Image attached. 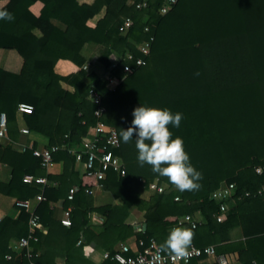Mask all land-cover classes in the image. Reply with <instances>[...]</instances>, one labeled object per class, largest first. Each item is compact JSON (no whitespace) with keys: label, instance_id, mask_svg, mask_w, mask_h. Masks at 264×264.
Instances as JSON below:
<instances>
[{"label":"trees","instance_id":"obj_1","mask_svg":"<svg viewBox=\"0 0 264 264\" xmlns=\"http://www.w3.org/2000/svg\"><path fill=\"white\" fill-rule=\"evenodd\" d=\"M128 1L0 0V10L15 17L11 22L0 20V49L16 51L23 61L19 74L0 70V116L5 117L7 138L17 139V108L27 104L33 111L23 115L25 125L44 136L47 147L78 146L97 122L96 106L87 99L95 88L106 109L101 121L118 133L120 146L112 152L125 166L123 177L111 170L103 180L80 176L74 156L65 149L53 154V161L63 164L62 173L51 175L31 151L19 153L5 147L0 163L11 168V178L0 183V194L15 199V204L14 214L0 220V264H28L24 251L17 254L12 246L29 232L30 215L19 204L38 194L42 200L35 214L45 231L34 233L37 242L32 244L30 260L37 264H58L59 260L114 264L103 253H112L117 243L135 238L160 245L177 227L194 233L195 247L214 246L217 255L239 264H264V196L257 195L264 180V0H178L164 16L158 10L165 0H131L130 5ZM36 2L42 4L37 17L30 11ZM103 7V18L89 26L88 21ZM126 19L132 25L122 34L119 28ZM143 42H149L145 57L137 51ZM87 44L103 46L105 52L84 69ZM127 53L142 58L144 65L136 67L134 61H127ZM110 54L121 59L110 70V76L119 80L112 91L102 81ZM59 60L70 61L80 70L60 76L54 71ZM125 64L132 73H123ZM60 83L73 92L62 89ZM142 105L183 114L179 128L168 127L173 138L183 139L191 164L203 174L199 191L180 192L166 177L153 173L150 165L141 167L135 135L123 142L122 129L131 126L134 109ZM258 168H262L260 175ZM25 176L44 177L53 185H28L23 183ZM154 179L171 189L145 199V185ZM226 184L236 185L234 202L226 203V219L217 222L219 207L210 196ZM95 186L121 205L96 207L94 197L86 193ZM70 188L76 191L68 201ZM58 201L65 210L71 209L69 227L55 218L51 204ZM132 207L143 213L140 232L125 223ZM94 212L105 218L99 234L89 228V214ZM196 213L202 216V224L177 226L180 217ZM235 230L241 232L242 240H232ZM97 251L101 260L96 259ZM208 259L203 256L188 264Z\"/></svg>","mask_w":264,"mask_h":264},{"label":"built area","instance_id":"obj_2","mask_svg":"<svg viewBox=\"0 0 264 264\" xmlns=\"http://www.w3.org/2000/svg\"><path fill=\"white\" fill-rule=\"evenodd\" d=\"M178 2V0H165L158 13L162 16L166 15ZM145 4L142 3L137 5V8H141ZM132 25L130 19H126L119 32L125 34L129 27ZM144 31L148 32V28ZM152 41V38H150ZM137 51L141 56L145 57L149 54V42H143L137 46ZM125 59L127 61H134L136 67H141L144 65V60L142 58H134L130 53L125 54ZM110 67L107 73L104 75L102 81L106 83V88L110 91L114 90L119 84V80L110 76V70L115 69L121 62V59L112 54L109 57ZM88 66L85 65L83 68L86 69ZM123 73L128 75L132 73V67L128 64L123 65ZM88 101L96 106L93 115L97 119L95 126L92 128V134L82 138L81 143L78 146L66 149L65 146L61 147H46V148H34L31 150L32 155L40 159V165L43 169L48 171L54 166L53 154L58 150H67L74 156L75 165L79 174L84 176H95L97 180H103L106 176V172L111 170L117 174L118 177H123L125 175L124 162L119 156L113 154V149H118L120 146L118 133L115 128L104 124L101 119L104 116L106 109L102 105V95L91 88L87 97ZM33 111L32 106L27 104H19L17 108L18 115L31 114ZM19 132L23 135L29 133L26 127L19 129ZM7 139L6 136V125L5 118L2 115L0 119V141ZM257 174H262V168L256 169ZM144 182V181H143ZM23 183L28 185H41L44 187L47 185L48 181L44 177H33L25 176L23 178ZM170 186L166 183H159L157 179L147 183L145 185L144 194L149 198L155 193L163 194L164 192L170 190ZM76 188H70L67 194V200L71 201L75 194ZM236 192L235 184H226L220 186L216 191H214L210 198L216 204H218L219 210L216 216L217 222H223L226 219L229 207L227 202H234V195ZM86 193L92 194V190H86ZM247 192L245 196H249ZM257 195L264 196V180L260 188L257 191ZM35 200L40 202L42 200L41 194L35 197ZM178 201L176 197L174 199ZM29 200L20 203L26 211L29 207ZM70 211L68 208L64 211V215L60 222L66 227L70 226ZM30 215L28 221L29 232L26 237L20 238L16 244L12 246L13 250L17 252L24 251L23 255L28 259V264H37L32 262L30 259L32 255V244L37 242V237L34 235L35 231H41L43 229L40 224L35 211ZM200 221L195 217V215H184L178 219L177 226H190L195 228ZM141 226L135 228V232H140ZM189 255L187 258H176L173 255H169L166 252L159 250V245L154 240H149L146 244L142 239L134 240L133 244H120L118 247L113 248V252H104L103 258L109 260L114 264H188L192 259H198L203 256L210 258L214 264H232V261L226 255H217L214 246H207L204 248H198L191 246L188 250ZM6 260L11 259L10 254L5 255ZM256 264V263H255Z\"/></svg>","mask_w":264,"mask_h":264},{"label":"clouds","instance_id":"obj_3","mask_svg":"<svg viewBox=\"0 0 264 264\" xmlns=\"http://www.w3.org/2000/svg\"><path fill=\"white\" fill-rule=\"evenodd\" d=\"M15 17L6 10H0V20L14 21ZM199 75V73H197ZM131 126L122 129L120 135L124 143L133 140L138 151L141 167L150 165L153 173L166 177L180 191H199L203 174L190 162L181 137L173 138L169 125L179 128L182 113L170 109L139 106L132 113ZM194 233L183 227L170 230L167 239L159 245V250L176 258H187L192 246ZM255 264V262H253Z\"/></svg>","mask_w":264,"mask_h":264},{"label":"crops","instance_id":"obj_4","mask_svg":"<svg viewBox=\"0 0 264 264\" xmlns=\"http://www.w3.org/2000/svg\"><path fill=\"white\" fill-rule=\"evenodd\" d=\"M79 1L85 2V3H91L93 0H79ZM131 2L132 1L129 0L128 4L130 5ZM41 9H42V4L40 2H36L30 7L31 13L36 17L40 15ZM104 15H105V7H103L100 10L99 14H97L96 16H94L92 19L88 21V25L91 27H94L97 21L103 18ZM53 23L59 27H62V25H60L57 21H53ZM36 34H38V32H36ZM104 52H105V49L103 46L93 45V44L85 45L83 49V54L86 58L85 65L89 66L95 63L104 54ZM111 55L112 54L108 56V59ZM22 63H23L22 58L17 54L16 51L0 49V70L2 72L9 73V74H19L22 68ZM79 70L80 68H78L76 65H74L70 61H66V60H59L54 67V71L63 77L71 75V74H75ZM60 85L62 89L68 92H73V88L68 86L67 84L60 83ZM1 118H2V115L0 116V119ZM16 123H17V128H18L17 139L15 141H12L8 138L5 140H1L0 141V154L3 151V149L8 146L19 153H23L25 151H31L34 148H40V149L46 148L48 146V140L40 134L29 131L28 134L23 135L19 132L20 128L26 127L25 122L23 120V116L16 114ZM62 171H63V164L61 162H55L54 166L51 167V169H49L47 173L51 175H60ZM80 176H84V175L80 174ZM10 178H11V168L8 167L7 165L0 163V183L6 184L10 181ZM47 185L52 186L53 183H47ZM91 195L94 197V205L96 207L103 206V205H113V206L121 205L120 200L113 199L109 193L103 191L99 186H95L92 188ZM143 197L146 199L148 196L144 194ZM28 202H29V207L27 209V213L31 214L32 212L35 211L39 202L35 200V197L32 199H29ZM14 204H15V199L0 194V220L5 216H10L14 214ZM51 206L54 210L55 218L60 221L65 211V209L63 208V202L58 201L56 203L51 204ZM195 217L200 221V224L204 222L202 216L199 213H196ZM143 222H144L143 213L140 212L137 208H134V207L130 208L129 215L125 223L130 226H134V228H137L141 226ZM104 223H105V218L102 215L95 213V212L89 214V228L93 231V233L95 234L102 233ZM44 231L45 229L43 227V229L40 232H44ZM242 239L243 238L239 230H235L232 233V240L240 241ZM134 240L135 238H129L123 243L121 242L117 243L114 246V248L124 243L133 244ZM80 243L81 242H79L78 244ZM19 253L20 252H17V254ZM95 256L97 260H101L100 251L95 252ZM210 261L211 259L209 258L208 260L201 261L198 264H208ZM58 264H63V261L59 260ZM232 264H239V262L234 261Z\"/></svg>","mask_w":264,"mask_h":264},{"label":"rangeland","instance_id":"obj_5","mask_svg":"<svg viewBox=\"0 0 264 264\" xmlns=\"http://www.w3.org/2000/svg\"><path fill=\"white\" fill-rule=\"evenodd\" d=\"M144 195V194H143Z\"/></svg>","mask_w":264,"mask_h":264}]
</instances>
